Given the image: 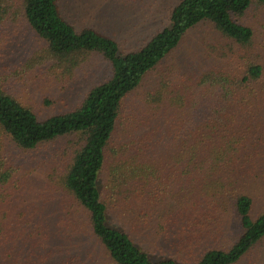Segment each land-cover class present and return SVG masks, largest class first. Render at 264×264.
Returning a JSON list of instances; mask_svg holds the SVG:
<instances>
[{
    "label": "trees",
    "instance_id": "1",
    "mask_svg": "<svg viewBox=\"0 0 264 264\" xmlns=\"http://www.w3.org/2000/svg\"><path fill=\"white\" fill-rule=\"evenodd\" d=\"M256 3L181 0L167 28L124 49L77 30L61 0H0V27L23 20L46 43L51 70L71 73L93 55L111 66L77 105L41 119L6 90L11 68L0 61L1 264H99L74 254L82 233L109 264H264V24L248 21ZM202 26L212 32L198 35ZM4 140L21 154L59 142L44 154V188L27 193L34 171L19 174ZM160 169L163 185L149 186ZM178 171L199 182L182 205L170 188ZM56 199L58 217L46 211Z\"/></svg>",
    "mask_w": 264,
    "mask_h": 264
},
{
    "label": "rangeland",
    "instance_id": "2",
    "mask_svg": "<svg viewBox=\"0 0 264 264\" xmlns=\"http://www.w3.org/2000/svg\"><path fill=\"white\" fill-rule=\"evenodd\" d=\"M180 1L61 0V5L67 20L77 30L94 29L114 39L121 48L135 49L140 48L146 40L170 25L171 12ZM256 1L249 20H247L256 28H260L264 24V7L258 0ZM14 24L0 27V39L6 40L5 44L1 43L0 40V61H7V65L11 68L6 69L11 77L4 86L23 105L35 110L41 119L70 110L85 97L93 86L110 76V63L100 55L91 56L71 73L64 72L57 67L55 70H51L54 62L47 59L46 43L23 20L21 23H17L18 25ZM17 28L19 29L14 31ZM195 32L200 36H206L212 32V29L210 26H202ZM194 36L196 37V35ZM194 45V41L188 40L187 49H184V53H188V49L191 50ZM179 54L180 52L176 55ZM0 65H2L1 62ZM0 73L2 72L0 71ZM3 75L5 74L3 73ZM58 146L59 142H55L46 145L40 152L21 154L20 151L14 149L8 140H4L1 153L14 159L15 163L22 167L21 172H19L20 175L25 168L27 171H34L33 178H31L32 184L27 192L29 195H33L38 187H45L49 169L46 168L47 162L44 154ZM161 171L162 169L156 171V174L160 173L151 178L150 182L147 183L149 186L150 184L152 186L163 185L162 182L167 176ZM172 177L174 182L170 188L174 189V195L181 199L180 205H182L189 190L199 185V182L197 179H192L195 177L194 173L188 174L178 171ZM153 179L155 181L151 182ZM57 195L60 196L59 193ZM28 199L30 201L29 196ZM57 199L56 202L51 201L50 206L46 209L48 212H55V217L59 216V213L54 211L55 206H57ZM73 244L74 251H72L82 259L91 258L99 264H109L102 247L88 233L77 234ZM85 263L88 262L85 261Z\"/></svg>",
    "mask_w": 264,
    "mask_h": 264
}]
</instances>
